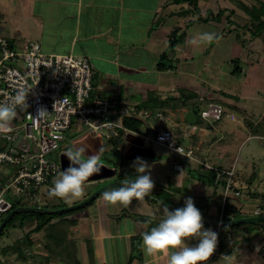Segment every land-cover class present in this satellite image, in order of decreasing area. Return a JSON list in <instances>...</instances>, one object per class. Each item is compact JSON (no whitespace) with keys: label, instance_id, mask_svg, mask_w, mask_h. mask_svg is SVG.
<instances>
[{"label":"crops","instance_id":"1","mask_svg":"<svg viewBox=\"0 0 264 264\" xmlns=\"http://www.w3.org/2000/svg\"><path fill=\"white\" fill-rule=\"evenodd\" d=\"M197 1L203 15L213 10L203 12L200 3H205L206 8L208 0ZM176 5L172 0H0V36H16L12 44L20 49L37 42L47 54L89 58L95 70V92L116 101L125 100L133 108L161 111L166 117L165 127L174 128L177 142L193 152V159L179 155L182 161L178 162L177 155V161L160 157L156 149L173 153L156 143L142 150L128 145L125 135L110 144L99 136L76 131L79 135L71 145L86 138L85 143L90 146L86 155L102 149V156L107 149L106 154L118 162L114 166L117 174L109 179L94 176L80 198L61 200V205L79 204L97 189L124 176L134 178L135 159L130 158L145 150L154 153L153 157H141L152 166V193L145 201H133L127 207L110 206L100 195L86 207L54 219L50 225L54 235L45 230L34 232L36 221L10 229L0 237V257H8L12 248L16 261L6 264H146L149 258L141 249L142 234L159 222L165 206L181 207L188 197L193 198L202 217L208 220L203 221L205 227L217 233L215 221L220 220L226 208L244 218L264 213V203L249 208L252 200L264 201L263 161L257 158V162L244 164L232 157L235 150L240 151L254 138L264 147V113L257 120L241 106L244 101H252L248 93L257 89L258 79H249L250 73L245 72L244 79H237L242 89L239 94H224L222 79H213L230 63L232 53L235 57L244 50L239 39L252 42L253 37L247 29H227L223 22H192L198 14L169 9ZM183 5L177 6L182 11L188 9V5ZM10 19L15 21L14 27ZM205 32L213 33L215 39L198 47L189 43ZM18 33L30 42L20 40ZM227 34H235L236 39ZM199 59L204 60L203 73L195 72L192 66ZM160 63L166 70L158 69ZM255 67L251 64L250 69ZM210 106L221 109L219 118L202 117ZM224 121L231 126L224 125ZM124 124L129 131L147 135H155L160 128L158 123L135 119H125ZM173 161L183 166L181 171L174 169ZM231 170L233 185L227 191L228 178L220 171ZM10 178L9 170L0 167V192ZM90 186L95 189L90 190ZM237 192L241 195L235 196ZM20 200L14 199V203ZM47 202L46 199L38 206L23 204L51 210L59 207L50 208ZM223 227L222 248L231 255V264H264V223ZM18 245H24V251ZM27 249L33 253L28 259ZM215 259L210 264H215ZM152 264H167V259L160 257Z\"/></svg>","mask_w":264,"mask_h":264},{"label":"built area","instance_id":"2","mask_svg":"<svg viewBox=\"0 0 264 264\" xmlns=\"http://www.w3.org/2000/svg\"><path fill=\"white\" fill-rule=\"evenodd\" d=\"M94 75V66L87 57L47 54L37 42L20 49L0 36V102L8 101L20 89L29 94L28 107L17 109L11 131L0 132L5 145L0 149V167H6L11 177L0 192V218L13 210L16 198L38 206L50 197L53 181L63 170V162L68 161L64 153L69 146L63 149L60 143L74 123L76 131L99 136L110 144L125 135L131 147L143 150L144 146L156 143L175 155L193 159L192 150L181 146L165 127L166 117L161 111L133 108L125 100L116 101L95 92ZM41 108L48 114L38 119ZM220 116L221 109L214 106L202 113L203 118ZM125 119L158 123L160 128L155 135L135 133L126 128ZM24 120L26 123L21 125ZM19 126L25 130L23 136ZM172 164L176 170L183 168L176 161ZM220 174L227 176L226 189L231 191L234 171ZM219 221H224L223 214ZM222 227L218 225V246L210 261L228 255L222 248Z\"/></svg>","mask_w":264,"mask_h":264},{"label":"clouds","instance_id":"3","mask_svg":"<svg viewBox=\"0 0 264 264\" xmlns=\"http://www.w3.org/2000/svg\"><path fill=\"white\" fill-rule=\"evenodd\" d=\"M215 35L210 32L194 36L189 43L200 46L212 42ZM28 92L18 90L6 102H0V132L11 131L10 125L17 117V109L27 108ZM47 110L38 111V119L47 115ZM86 138L71 145L64 153L69 165L60 171L53 181L49 196L61 200L80 198L89 178L99 175L104 167L101 163V151L86 155L89 145ZM178 151V150H177ZM132 167L134 178L124 176L116 186L101 193L102 200L110 206L127 207L133 201H145L154 188L151 176V165L145 159L137 157ZM218 246V233L212 228H206L200 209L192 197L184 200L183 206L163 209V216L155 226L142 234L141 249L146 258V264L166 257L167 264H210ZM215 264H231V255L223 254Z\"/></svg>","mask_w":264,"mask_h":264},{"label":"rangeland","instance_id":"4","mask_svg":"<svg viewBox=\"0 0 264 264\" xmlns=\"http://www.w3.org/2000/svg\"><path fill=\"white\" fill-rule=\"evenodd\" d=\"M239 1L242 2L243 4L248 5V6H252V5L258 6L261 2L264 3V0H239ZM204 4L205 3H203V2H202V4L200 3L201 10L203 12H205L206 9H208V10L213 9L212 11L215 15L219 13L221 8H224V9L228 8V10L234 9L236 14H238V15L235 16L233 19L235 20L238 27L240 26V28H242V26L248 21V20H246V19H248V17L245 15V13L241 10V8H238L237 4H235L232 0H211V2H210V0H208V4H207L206 8L204 7ZM187 5L188 4H184L182 7H186ZM229 8H231V9H229ZM169 9H173V10L177 11V13L183 12L182 8L177 6V5L172 7V8L170 7ZM195 14L197 15L196 12H195ZM227 15H229L228 11L223 13V15H222L223 18H221V21L223 23L222 22H220V23H222V25L225 24V26L228 29L229 25H227V23H226L228 21L226 19ZM245 17H246V19H245ZM14 23H15V21L14 20L12 21L10 19V24L12 25V27H14ZM8 27H9V25H8ZM226 32H228V31H226ZM18 34H21V33H18ZM22 35L23 34H21L20 40H22V38H23L24 39L23 41H25V43H29L30 41H28L25 38V36L22 37ZM227 37H229L232 40L236 39L235 34L228 35ZM5 38L8 39L9 42L12 44L13 40L16 39V36L11 37V38L6 36ZM239 41H240V44L241 43L244 44V50L241 51L240 55L235 56V57H234V54L232 53V56H231L232 59H231L230 63L228 65H225L224 70L220 73V75H218L217 77H215L213 79H222L221 89L224 90V92H226L224 94H228L230 92L231 93L237 92L239 94V92L242 89L240 87V82L237 79H244L245 72H248V74L250 73L249 79H258L257 89H255V90L251 89L252 92L248 93V95H250V97H252V101L248 100V101H244L241 103V106H243V108L245 107L247 109V111H246L247 114H250V112H251V114L253 116H255V118L258 120L260 118V116L264 113V37L262 36V37H258V38H253L252 42H250L249 39H247V38L244 41H243V39L242 40L239 39ZM12 45H14V44H12ZM15 47L18 48L17 46H15ZM218 54L220 56L222 55L220 53H218ZM188 63H191V62H188ZM251 64L256 65L254 70L250 69ZM192 66L195 69V72H197V73L198 72L199 73L204 72L203 71L204 70V60L203 59L197 60L196 62L193 63ZM236 70H238L237 73L235 72ZM203 75L205 76V74H203ZM254 96H255V98H254ZM237 114H240V113H237ZM263 121H264V119H263ZM24 123H26L25 120L21 121V125H23ZM224 125H227L228 127H230L231 123L224 121ZM76 126H77V124L74 123L72 130L69 131L68 133H66L64 140L60 143V146L63 149L67 148L68 146H71V143L75 140V138L78 137L79 134L76 132V130H77ZM263 126H264V124H263ZM19 127L21 128L20 129V135L23 136L25 133V130L23 129L22 126H19ZM263 130H264V128H263ZM171 131L173 132V134H175L174 128L171 127ZM262 134H264V132ZM1 141L3 142V147H4L5 146L4 141L3 140H1ZM106 143H108V141H106ZM259 143H260V141H258V139H256V138L246 142V144L240 149V151L237 152V150H235V153L232 156L233 159H235L237 157L239 161L241 160L239 163L242 162L245 164L246 161L254 160V162L255 161L257 162V158H258L260 160V162L263 161L262 163H264V147H261L259 145ZM249 150H254V152L249 153ZM156 152H158V155L160 157H164L167 159L170 157L173 159H176V157H177L178 162L182 161V159L179 155L176 156L175 154H171V153L169 154V152L166 150L160 149V151H159L158 149H156ZM106 153H107V149L105 150V153L101 156V163L104 166H107L108 168L113 169L114 166H116V164H118V162L114 161L113 157L110 156L111 154L108 155ZM250 154H253V157ZM177 159H176V161H177ZM263 172H264V168H263ZM94 189H95V186H90V190H94ZM19 199H21V198H19ZM47 201H48L47 203H49L48 205L50 208L57 207V206L61 205V199H58V198H54V197L50 196V197H47ZM260 203H264V201L252 200L250 202V206H249L250 210L253 208V206H256ZM3 217L5 218L6 215ZM23 248L25 249L24 245H18V249H20L21 251H24ZM9 250H10L11 254L15 255V251L12 248ZM25 253H26L27 259L30 258L31 255L33 254V253L29 252V249L25 250ZM11 254H9V256L6 258L4 255H3V257L1 256L0 257V263L6 264V263H8V261L9 262L12 261V263L15 262L16 259L12 258L13 255H11ZM7 258H9V259H7ZM216 260H218V259H215L214 262H216Z\"/></svg>","mask_w":264,"mask_h":264},{"label":"trees","instance_id":"5","mask_svg":"<svg viewBox=\"0 0 264 264\" xmlns=\"http://www.w3.org/2000/svg\"><path fill=\"white\" fill-rule=\"evenodd\" d=\"M232 1L234 3H236L237 7L241 8V10L248 17L247 23L244 25V27L242 26L241 29H247L253 38L262 37V36L264 37V3L261 2L258 6L257 5L248 6V5L240 2L239 0H232ZM172 2L176 3L177 5L188 4V6H189L188 9H184L183 13L187 15L189 12H192V13L196 12L198 14L197 19L195 21H192V22H198V23L217 22V23H220V22H222L221 18H222L223 13L228 11L229 15H227V18H226L228 20L226 22L227 25H229L230 27L235 26V25L238 26L236 24L235 20L233 19L236 15V12L234 9L228 10V9L221 8L219 13L216 15L213 13V11L209 10L206 13V15H203L200 12L197 0H172ZM188 24H191V21H189ZM239 28H240V26H239ZM174 45H175V43H172L171 47H174ZM164 59H165V57H164ZM164 59H162V61ZM158 69L163 71V70H166V67L162 63H160L158 66ZM237 71L238 70H236L235 72L237 73ZM25 204L26 203L23 204V200L16 201L14 203L13 210L16 208H19V207H28ZM64 207L65 206L61 205L57 209H61ZM54 209H56V208H54ZM66 215L67 214L42 215V214H35V213H19V214L15 215L13 217V219L6 225V227L4 228L2 233L0 234V237L3 236L6 232H8V230H10V229L14 230L18 226L23 228V227H26V225H29L30 222L34 223V221H36V224H37L35 226V228L33 229L34 232H41L42 230H45V231H47L48 234L54 235L55 233L54 234L52 233L53 228H52V226L50 227L52 221L56 218H61V217H64ZM229 216H231L232 219H230ZM259 217H264V213L259 215ZM243 218L244 217H242L239 213H232L227 208L224 211L223 220L225 222L231 221V220H239V219H243ZM3 220H4V217L0 218V225L3 222ZM249 225H258V223H253V224H249ZM240 226H243V225H240ZM48 227H50V228L48 229ZM223 228L229 229L226 226H224ZM29 234H27V235H29Z\"/></svg>","mask_w":264,"mask_h":264},{"label":"water","instance_id":"6","mask_svg":"<svg viewBox=\"0 0 264 264\" xmlns=\"http://www.w3.org/2000/svg\"><path fill=\"white\" fill-rule=\"evenodd\" d=\"M191 117H193L194 119L196 118L194 114H192ZM189 119H191V118L189 117ZM190 122L193 123L192 121H190ZM153 156H154V153L152 150H148V151L145 150L142 154L131 157L130 159H136L137 157L149 158V157H153ZM68 165H69L68 161L63 162V169L67 168ZM116 174H117L116 168L111 169V168H108L107 166H104L102 168V172L99 175H97L98 177H96V178L97 179H101V178H108L109 179V178L115 177ZM94 176H96V175H94ZM94 176L90 177L89 180L91 178H93ZM120 181H114L112 183H109V184L101 187L100 189L96 190L93 194H91L89 197H87L84 201L80 202L79 204L70 206V207H65V208L56 209V210L45 209V208H36V207H19V208H16V209L12 210L4 218L3 222L0 225V234L2 233V231L4 230L6 225L13 219V217L19 213H35V214H42V215H60V214L70 213V212H73V211H76V210H79V209L86 207L87 205L92 203L95 199H97L104 190L118 185L120 183ZM167 207L169 209L175 208L173 206H167ZM203 221L206 222L208 220L203 218ZM253 223H264V217L253 216V217H247V218L234 220V221H227V222L223 221L221 223H220V221H215L216 225L221 224L222 226H226V227H237L240 225L253 224Z\"/></svg>","mask_w":264,"mask_h":264}]
</instances>
